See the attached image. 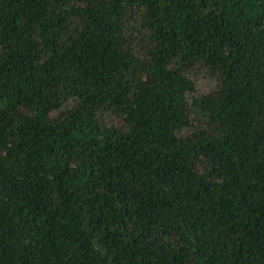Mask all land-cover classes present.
<instances>
[{"label":"trees","instance_id":"16d2710c","mask_svg":"<svg viewBox=\"0 0 264 264\" xmlns=\"http://www.w3.org/2000/svg\"><path fill=\"white\" fill-rule=\"evenodd\" d=\"M0 264H264V0H0Z\"/></svg>","mask_w":264,"mask_h":264},{"label":"rangeland","instance_id":"374dc122","mask_svg":"<svg viewBox=\"0 0 264 264\" xmlns=\"http://www.w3.org/2000/svg\"><path fill=\"white\" fill-rule=\"evenodd\" d=\"M194 80L197 84V90L194 94L189 95V101L196 97L202 96L207 92H210L214 87H216V82L211 79L205 72L192 73ZM198 124V122H197ZM191 132L188 130H181L180 134L183 136L189 135Z\"/></svg>","mask_w":264,"mask_h":264}]
</instances>
